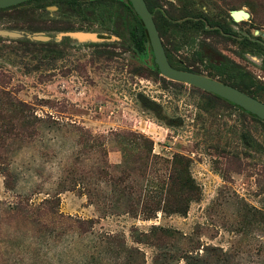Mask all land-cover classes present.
<instances>
[{"label": "rangeland", "instance_id": "rangeland-1", "mask_svg": "<svg viewBox=\"0 0 264 264\" xmlns=\"http://www.w3.org/2000/svg\"><path fill=\"white\" fill-rule=\"evenodd\" d=\"M125 1H87L79 12L52 0L0 10V31L21 33L0 34V88L39 118L32 137L7 140L0 149L12 182L7 189L0 173V264H178L173 250L132 241L134 227L153 224L179 231L176 248L200 246L185 264H264V217L247 213L248 207L264 213V124L212 93L162 76L149 49L138 52L130 40ZM147 2L175 64L223 78L218 61H230L248 72L253 94L264 100V48L193 20L204 17L264 42V0ZM234 9L249 17L234 22ZM139 134L152 140L146 178H165V160L174 153L191 160L201 197L185 216H101L80 187L61 188L72 185L65 181L68 167L99 164L100 142L111 164L143 161ZM87 180L93 187L94 173ZM106 237L140 253H114Z\"/></svg>", "mask_w": 264, "mask_h": 264}, {"label": "trees", "instance_id": "trees-1", "mask_svg": "<svg viewBox=\"0 0 264 264\" xmlns=\"http://www.w3.org/2000/svg\"><path fill=\"white\" fill-rule=\"evenodd\" d=\"M34 1L39 0H28L11 7L3 8V10ZM52 1L57 3L62 2L69 6L73 11L79 12L83 3L95 0ZM124 6L134 21L129 29L131 42L137 51L143 52L146 48L145 44L149 42L145 28L132 9L130 3H127ZM149 8L153 13V9L150 6ZM223 29L225 30V28ZM242 41L245 44H254L258 47L264 48V44L258 42L256 38L252 39L250 37L242 36ZM167 56L172 63L168 52ZM178 68L186 69L181 66H178ZM218 68L220 74L225 75V78L222 79L223 82L238 87L239 89L255 96L252 89V79L247 71L239 69L235 64H231L229 61L222 62ZM213 95L217 96L215 94ZM227 102L249 114L253 119L264 124V121L259 119L256 115L245 111L229 101ZM37 121H39V118L34 114L29 105L13 97L7 90L0 88V149L6 144L7 140L32 137L36 132ZM138 137L143 148V151H141L144 157L143 161L137 162L133 166H128L125 163L111 164L108 162L107 152L105 151L102 142H100L99 151L101 161L99 164L89 170L80 169L75 166L68 167L66 170L65 181L68 180L72 185L69 188H66V186L60 182L61 188L65 190L80 187L81 191L87 195L89 203L96 207V210L101 216L123 213L128 214L131 217H142V219L146 220L155 218L158 212L167 216L172 214L185 216L188 212L190 203L199 200L201 197V187L190 170L191 160L184 155L174 153L171 159L165 160L168 164L166 177L156 181H154V179H148L146 178V171L152 157V140L145 137L143 134H139ZM78 144L82 145L83 143L78 142ZM156 157L157 156H155V158ZM0 173L5 175V187L11 190L12 182L8 180L11 176L10 172H8L4 166L0 165ZM91 173H94L95 176L93 187L87 186L89 185L87 177ZM97 192H102V194H98ZM57 194L58 192L56 195ZM41 202L42 204L48 202L58 204V199H44ZM247 213H249L251 217H255L257 214L264 217V213H261V211L255 207H248ZM75 222L79 224L82 223L81 220L77 221V219ZM78 226L79 225H77V227ZM178 234L179 231L177 229L153 224L146 231H141L134 227L132 230V241L134 243L150 244L159 249L161 247L169 248L177 255L178 260H176V262L178 264H185L187 262L186 256L190 254L189 252H192L193 250L197 251L200 249V246L198 245L188 250L176 248V246H174V240L177 241L179 239V237L177 238ZM111 237H106V241L108 249L113 250L114 253H120L121 251H128L131 255L132 252L140 253V249H138L137 246L132 245L127 247L123 240L122 244L114 243ZM203 248L206 251L209 250L213 253L221 251V248L213 245H203ZM160 254V251L155 253L153 256L154 262L158 259ZM143 258L142 262L144 261ZM179 258H183L185 261L179 263Z\"/></svg>", "mask_w": 264, "mask_h": 264}, {"label": "water", "instance_id": "water-1", "mask_svg": "<svg viewBox=\"0 0 264 264\" xmlns=\"http://www.w3.org/2000/svg\"><path fill=\"white\" fill-rule=\"evenodd\" d=\"M28 0H0V9L11 7ZM136 14L140 17L149 37L150 46L153 53V60L157 66L159 73L171 80L187 83L199 89L215 94L222 99H225L245 111L256 115L259 119L264 121V101L254 97L253 95L237 88L223 81L209 77L205 74L177 69L173 67L166 56V52L157 30L153 15L149 10L145 0H128ZM231 16L235 20L241 19V16L248 17L249 13L243 9H236L231 11ZM0 34L9 36H20L21 33L17 31L1 30ZM79 38L85 37V33H76ZM35 39H47L46 36L34 35Z\"/></svg>", "mask_w": 264, "mask_h": 264}, {"label": "flooded vegetation", "instance_id": "flooded-vegetation-1", "mask_svg": "<svg viewBox=\"0 0 264 264\" xmlns=\"http://www.w3.org/2000/svg\"><path fill=\"white\" fill-rule=\"evenodd\" d=\"M118 1H122V0H118ZM145 2H146V4H147V6H148V8H149V4H148V2H147V0H145ZM127 3H130L128 0H126L125 1V5L127 4ZM58 4H62V5H66V4H64V3H62V2H59ZM130 5H131V3H130ZM67 6V5H66ZM68 8H70L69 6H67ZM131 7H132V5H131ZM71 9V8H70ZM132 9H133V7H132ZM153 9V8H152ZM72 10V9H71ZM134 10V9H133ZM149 10H150V8H149ZM234 10H236V9H234ZM73 11V10H72ZM151 11V10H150ZM75 12V11H74ZM127 12H128V10H127ZM135 12V11H134ZM136 13V12H135ZM151 13H152V11H151ZM231 13V12H230ZM229 13V14H230ZM137 15V14H136ZM152 15H153V19H154V21H155V18H154V10H153V13H152ZM138 16V15H137ZM130 17H131V15H130ZM139 17V16H138ZM230 17H231V19L234 21V22H237V21H240V20H242V19H239V20H235L232 16H231V14H230ZM242 17V16H241ZM249 17V16H248ZM139 19H140V17H139ZM189 19H191V18H189ZM193 20L194 21H199V23H201L205 28H210V29H214L215 31H218L219 33H221V34H223V35H225V36H230V37H232V38H235V39H237V40H239V41H242V36H246V37H250V38H256V37H253V36H251V35H249L248 33H246V32H243V31H241L240 29H237V30H232V29H230L226 24H223V23H220V22H218V23H215L214 25H211L210 23H208V21L204 18V17H196V18H193ZM140 21H141V19H140ZM202 21V22H201ZM142 22V21H141ZM132 23H134V21H133V19H132V17H131V21H130V27H131V25H132ZM143 24V23H142ZM155 24H156V21H155ZM144 26V25H143ZM130 27H129V29H130ZM156 27H157V30H158V32H159V35H160V37H161V40H162V43H163V46H164V49H165V52H166V56H167V52L169 53V55H170V58H171V60H172V63L170 62V60H169V58H168V56H167V59H168V61H169V63L173 66V67H175V68H177V69H180V68H178V66H181V67H184V68H186V69H182V70H188V71H193V72H197V73H201V74H205V75H207V76H209V77H212V78H217V79H219V80H221L222 81V79L223 78H225V75L224 74H220V71H219V65L222 63V62H225V61H227V60H222V59H219V63H218V65L216 66V69H217V72H218V74L219 75H222L223 76V78H220V77H215V76H212L211 74H208V73H203V72H201V71H198V70H195V69H193V68H190V67H187V66H185V65H182V64H175L174 63V61H173V58H172V55L170 54V52L166 49V46L164 45V42H163V39H162V36H161V34H160V30H159V28H158V26H157V24H156ZM145 28V27H144ZM223 28H225V30L223 29ZM129 29H128V31H129ZM145 31H146V29H145ZM146 33H147V31H146ZM130 36V35H129ZM147 36H148V34H147ZM148 39H149V37H148ZM257 39V41L258 42H261V43H263L264 44V42L263 41H260L258 38H256ZM130 40H131V38H130ZM146 48H148L149 49V51H150V53H151V55H152V59H153V53H152V49H151V46H150V41L149 42H147L146 44ZM254 45V44H253ZM258 47V46H257ZM146 48H145V50H146ZM260 48H263V47H260ZM144 50V51H145ZM143 51V52H144ZM139 52V51H138ZM230 62V61H229ZM231 64H234V63H232V62H230ZM153 65L156 67V69H157V66H156V64L154 63V60H153ZM236 65V64H235ZM177 66V67H176ZM237 66V65H236ZM239 69H241L239 66H237ZM158 70V69H157ZM242 70V69H241ZM159 72V71H158ZM225 83V82H224ZM228 84V83H227ZM230 85V84H229ZM233 86V85H232ZM235 87V86H234ZM238 88V87H237ZM254 97H256V98H258L257 96H254ZM258 99H260V98H258ZM262 100V99H261ZM264 101V100H263Z\"/></svg>", "mask_w": 264, "mask_h": 264}, {"label": "bare ground", "instance_id": "bare-ground-1", "mask_svg": "<svg viewBox=\"0 0 264 264\" xmlns=\"http://www.w3.org/2000/svg\"><path fill=\"white\" fill-rule=\"evenodd\" d=\"M244 18V16L241 17V19Z\"/></svg>", "mask_w": 264, "mask_h": 264}]
</instances>
